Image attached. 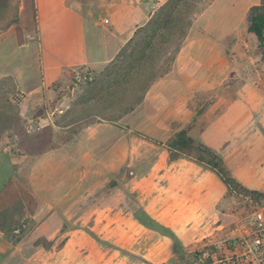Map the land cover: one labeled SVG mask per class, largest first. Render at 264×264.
<instances>
[{
  "label": "crops",
  "instance_id": "obj_1",
  "mask_svg": "<svg viewBox=\"0 0 264 264\" xmlns=\"http://www.w3.org/2000/svg\"><path fill=\"white\" fill-rule=\"evenodd\" d=\"M167 1L21 0L17 22L0 30V84L11 82L20 96L19 114L0 122L23 120L1 132L0 197L31 156L54 157L59 191L68 197L63 207L58 199L41 201L21 237L0 223V264H167L234 220L223 208L229 187L221 175L187 156L171 160L166 146L207 92L232 98L212 120L198 117L189 135L218 152L241 185L264 192V61L240 86L226 83L240 74L238 59L261 47L248 30L249 10L261 0H212L196 14L172 70L132 112L111 122L95 108L89 117L97 120L52 151L19 154L30 138L24 130L49 100H56L49 114L54 134L87 119L53 121L73 97L66 81L102 71ZM149 128L164 134L149 138ZM39 141L44 150L52 144ZM122 142L131 175L110 187L103 161Z\"/></svg>",
  "mask_w": 264,
  "mask_h": 264
},
{
  "label": "rangeland",
  "instance_id": "obj_2",
  "mask_svg": "<svg viewBox=\"0 0 264 264\" xmlns=\"http://www.w3.org/2000/svg\"><path fill=\"white\" fill-rule=\"evenodd\" d=\"M181 10L183 11V16H191L195 18L196 14L201 10L203 6L212 2V0H182ZM253 1V0H250ZM255 2H259L260 0H254ZM21 0H10L9 6L3 13L2 18L0 19V30L8 27L9 25L17 22L18 20V7ZM159 9V8H158ZM263 47L252 46L248 53L243 55L242 59H238L239 68L241 67V72L238 74L236 80L231 81L227 80L226 83L229 82L235 83L237 86H240L248 77V72L253 70L254 68H258L262 70L261 62L264 61L263 57ZM239 58V57H238ZM101 72V71H100ZM100 72L95 74V78L93 82H83L74 83V75L72 76V81H66L67 84H70V88L65 87V92L72 93L73 88L74 93L73 97L68 100L67 111L63 114L59 115L56 112V115L52 116L53 121H58L59 123H67L73 120H79L87 118L86 120L78 123L74 126L69 132H56L53 133V129L49 128L52 123L50 122V116L55 110L56 104L55 101L49 100L46 105H43L41 108L38 118H36V123L29 124L31 129L30 132H26L30 135L29 139H26L25 142L30 141L32 143L30 146L35 147L34 149H38L40 146L37 142L39 139H44L50 141L52 143L47 149L44 151H52L54 147L59 146L63 143V140H68L70 136L74 133L79 132L85 125L90 124L97 120L96 117H89L91 111L96 108V105L102 101L97 100V97L90 98V92L92 87L95 85L96 81L99 79ZM86 74V70L81 72ZM225 82H223L224 84ZM222 84L221 87L224 85ZM4 89L3 95L0 92V119L1 117H10V115H18L19 114V105L18 99L20 96L16 94V89L12 85L11 82H2L0 84V90ZM220 92L223 93V90ZM15 94L12 97V94ZM207 92L204 96H199L195 100L194 105V113L188 119L187 123H190L192 120H198V117L203 116L206 120H212L229 102V95H219L216 92L210 93ZM72 95V94H71ZM15 100L12 104L11 101ZM101 115V113H99ZM41 119H45L44 125L41 126L37 121ZM24 127V126H23ZM153 127V126H152ZM24 129V128H23ZM27 129V128H26ZM51 129V130H50ZM149 131H145V134L149 138H153L155 136H163V129L157 130L155 128H149ZM53 136V137H52ZM54 136L56 138H54ZM23 144V143H22ZM28 143H24V147L18 146V152L20 155L27 154L29 152V148H27ZM126 143L122 142L114 147L110 148V152L107 157L103 161V171L109 170V177L111 179L109 186H113V184L119 179L128 178L131 175L130 169L127 168V159H126ZM33 153V152H30ZM37 154V153H36ZM32 155V154H31ZM33 156L28 160L25 159L22 162H19L17 166V171L15 176L11 180L10 186L8 188L6 198L0 202V223L3 222V225H6L8 222V230L12 235L14 234V230L21 226L22 223L28 222L31 215H33L40 205L41 201H46L47 203H51L54 205L55 199H58V203L61 207L65 206L68 202V197L63 198V193L59 191V182L63 181L60 176L55 175V169H57L56 162L54 157L50 156L46 158L45 161H38ZM107 169V170H106ZM97 177V176H96ZM94 176L93 178L96 179ZM58 184V185H57ZM37 188L39 191L34 190ZM80 190V188H79ZM80 191H78V194ZM5 204V205H4ZM223 208L226 212L233 213L236 216L240 214H244L248 210H250V206L248 203H245L244 200L239 197L237 194L230 193L226 197L223 202ZM52 210V209H51ZM1 225V224H0ZM26 232V231H25ZM166 233H168L166 231ZM16 236V235H15ZM187 249L182 250V253Z\"/></svg>",
  "mask_w": 264,
  "mask_h": 264
},
{
  "label": "trees",
  "instance_id": "obj_3",
  "mask_svg": "<svg viewBox=\"0 0 264 264\" xmlns=\"http://www.w3.org/2000/svg\"><path fill=\"white\" fill-rule=\"evenodd\" d=\"M9 1L0 0V19L8 8ZM182 2V0H169L160 6L148 22L135 32L128 44L100 72L99 79L92 87L89 97L96 96L98 102H103L96 105L98 114L101 113L103 118L116 122L132 112L144 100L148 90L172 70L194 21L193 17L185 16L187 14L183 16V11L180 9ZM248 21V30L257 37L263 47L264 57V0L250 8ZM12 119L14 123H2L1 120L0 136L2 130L16 125L20 127L23 123L20 117ZM196 122L197 120L194 119L187 123L167 141L166 146L170 150L171 160L181 156L193 158L217 171L229 187V194L232 189H239L255 197L264 198V192L250 190L241 185L233 177L218 152L189 135V130ZM40 142H37L41 146L38 149L31 147L30 141L25 143L29 144H27L29 152H42L45 147ZM10 183L1 195L0 202L6 198Z\"/></svg>",
  "mask_w": 264,
  "mask_h": 264
},
{
  "label": "built area",
  "instance_id": "obj_4",
  "mask_svg": "<svg viewBox=\"0 0 264 264\" xmlns=\"http://www.w3.org/2000/svg\"><path fill=\"white\" fill-rule=\"evenodd\" d=\"M94 78L95 73L86 70V74L76 72L73 80L77 85ZM26 128L30 132L31 127ZM231 193L248 203L250 210L219 227L214 236L197 241L167 264H264V198L239 189H232ZM27 228L24 222L14 234L21 237Z\"/></svg>",
  "mask_w": 264,
  "mask_h": 264
}]
</instances>
